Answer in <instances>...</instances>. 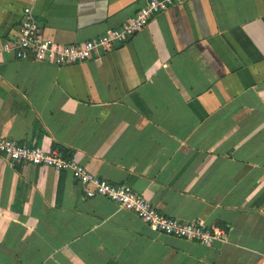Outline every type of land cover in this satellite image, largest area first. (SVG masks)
<instances>
[{"label":"crops","instance_id":"0c3cea01","mask_svg":"<svg viewBox=\"0 0 264 264\" xmlns=\"http://www.w3.org/2000/svg\"><path fill=\"white\" fill-rule=\"evenodd\" d=\"M144 0H0V136L58 150L162 214L224 231H153L66 171L0 155V264H264V0H187L126 42L62 66L3 45L30 7L74 45Z\"/></svg>","mask_w":264,"mask_h":264},{"label":"built area","instance_id":"2783aa9c","mask_svg":"<svg viewBox=\"0 0 264 264\" xmlns=\"http://www.w3.org/2000/svg\"><path fill=\"white\" fill-rule=\"evenodd\" d=\"M185 1L187 0H144V4L123 26L111 29L83 44L62 46L49 38L39 36V24L31 8L26 7L16 39L11 44L5 43L2 50L17 59L50 61L59 66L87 61L100 51L106 52L126 42L137 31L146 27L155 16L173 4ZM0 155L15 163L24 161L34 166L66 171L81 186L84 197L104 196L132 212L155 232L203 244L222 240L224 236V231L220 228L207 227L200 221H181L160 213L151 202L129 185L113 184L103 180L90 173L75 159L64 158L58 150H44L19 144L0 136Z\"/></svg>","mask_w":264,"mask_h":264}]
</instances>
